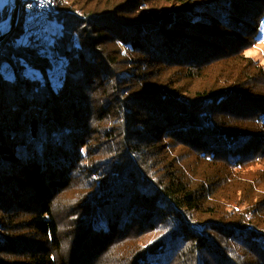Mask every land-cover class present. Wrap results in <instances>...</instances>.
Listing matches in <instances>:
<instances>
[{"label":"trees","instance_id":"16d2710c","mask_svg":"<svg viewBox=\"0 0 264 264\" xmlns=\"http://www.w3.org/2000/svg\"><path fill=\"white\" fill-rule=\"evenodd\" d=\"M53 1L0 41V264H264V0Z\"/></svg>","mask_w":264,"mask_h":264},{"label":"bare ground","instance_id":"6f19581e","mask_svg":"<svg viewBox=\"0 0 264 264\" xmlns=\"http://www.w3.org/2000/svg\"><path fill=\"white\" fill-rule=\"evenodd\" d=\"M9 2L10 0H0V5L6 3L4 5L5 7L9 5ZM47 4L50 6V9L34 11L35 20H29V28H32V30H28V24L25 23H27V13L29 12V6L39 7V0H19L18 21L21 23L24 36L27 38H32L33 40H38L39 43L42 42V48H46L50 41V38H47L48 36L46 35V29L49 24V15L54 12L55 9V3L53 0H47ZM6 28L7 22L3 21L0 24V30H5ZM46 40L47 42H45Z\"/></svg>","mask_w":264,"mask_h":264},{"label":"water","instance_id":"95a60500","mask_svg":"<svg viewBox=\"0 0 264 264\" xmlns=\"http://www.w3.org/2000/svg\"><path fill=\"white\" fill-rule=\"evenodd\" d=\"M5 4L6 3L0 5V12ZM18 10H19V0H13V7L10 8L8 17L5 20H3L7 22L8 29L6 28L7 30L0 32V41L4 39L6 35L14 29L16 23L18 22ZM2 22H0V24Z\"/></svg>","mask_w":264,"mask_h":264},{"label":"rangeland","instance_id":"374dc122","mask_svg":"<svg viewBox=\"0 0 264 264\" xmlns=\"http://www.w3.org/2000/svg\"><path fill=\"white\" fill-rule=\"evenodd\" d=\"M8 6H9V10L11 7H13V0H10ZM7 29H5V30H7ZM5 30H0V32L1 31L3 32ZM247 54L252 55L254 58L258 59L261 63L264 64V25L262 26L261 31L259 33L256 46H254L252 49L248 50Z\"/></svg>","mask_w":264,"mask_h":264},{"label":"built area","instance_id":"2783aa9c","mask_svg":"<svg viewBox=\"0 0 264 264\" xmlns=\"http://www.w3.org/2000/svg\"><path fill=\"white\" fill-rule=\"evenodd\" d=\"M45 9H50V6L47 4V0H39V7L29 6V12L27 13V23H25L28 24V30H32V28H29V20H35L34 11L45 10ZM47 38L50 37L48 36ZM45 42H47V40ZM39 44L42 47V42Z\"/></svg>","mask_w":264,"mask_h":264}]
</instances>
